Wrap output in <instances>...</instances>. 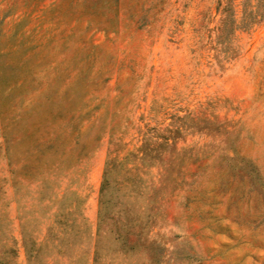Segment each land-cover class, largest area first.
<instances>
[{
    "label": "rangeland",
    "instance_id": "rangeland-1",
    "mask_svg": "<svg viewBox=\"0 0 264 264\" xmlns=\"http://www.w3.org/2000/svg\"><path fill=\"white\" fill-rule=\"evenodd\" d=\"M0 264H264V0H0Z\"/></svg>",
    "mask_w": 264,
    "mask_h": 264
},
{
    "label": "trees",
    "instance_id": "trees-1",
    "mask_svg": "<svg viewBox=\"0 0 264 264\" xmlns=\"http://www.w3.org/2000/svg\"><path fill=\"white\" fill-rule=\"evenodd\" d=\"M106 185H107V180H104L103 185H102V189H101L102 193L104 192V190H105V188H106ZM102 201H103V200H102ZM102 203H103V202H102Z\"/></svg>",
    "mask_w": 264,
    "mask_h": 264
},
{
    "label": "crops",
    "instance_id": "crops-1",
    "mask_svg": "<svg viewBox=\"0 0 264 264\" xmlns=\"http://www.w3.org/2000/svg\"><path fill=\"white\" fill-rule=\"evenodd\" d=\"M90 211V210H89ZM90 213H91V211H90Z\"/></svg>",
    "mask_w": 264,
    "mask_h": 264
}]
</instances>
